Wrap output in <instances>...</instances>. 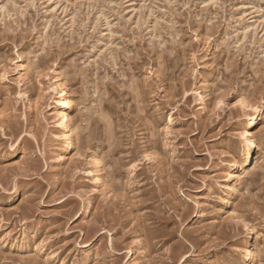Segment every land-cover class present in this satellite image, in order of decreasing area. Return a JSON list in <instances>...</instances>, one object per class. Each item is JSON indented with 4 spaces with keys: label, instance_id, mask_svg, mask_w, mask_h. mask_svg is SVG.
I'll return each instance as SVG.
<instances>
[{
    "label": "rangeland",
    "instance_id": "obj_1",
    "mask_svg": "<svg viewBox=\"0 0 264 264\" xmlns=\"http://www.w3.org/2000/svg\"><path fill=\"white\" fill-rule=\"evenodd\" d=\"M0 264H264V0H0Z\"/></svg>",
    "mask_w": 264,
    "mask_h": 264
},
{
    "label": "bare ground",
    "instance_id": "obj_2",
    "mask_svg": "<svg viewBox=\"0 0 264 264\" xmlns=\"http://www.w3.org/2000/svg\"><path fill=\"white\" fill-rule=\"evenodd\" d=\"M55 81H58L59 86L61 87L60 92L56 96V106L59 110L58 111V119H57V128L59 130L60 135L62 136V139L64 140V142L62 141L63 144L60 145L58 148L57 154L60 155V154L70 152V150H72V148L74 147L73 141H74V135L75 134H74L73 126L70 122L71 115H72V104L69 100V92H68L67 86L64 84L63 81H61L59 79L58 75L56 76ZM255 126H256V119L251 118V120L247 123V127H246V129H244V132L240 138V142L242 143V147H243L242 152L245 154H249V157L246 161V164L243 167V171L245 174H249L251 172V168L254 164L253 145H252V141L250 140V138L253 137L252 132H253ZM59 157H61V156H59ZM93 161H94V163H93L92 170H90L89 172L87 171V173H88L90 179L92 178V181H93L94 186L96 188L100 184V182L102 181L103 172H104L103 167L104 166H103L102 161H100L98 159L97 160L93 159ZM93 161L91 159V162H93ZM232 167L234 170H237V168H238L237 164H235V163H233ZM237 179H238V173L237 172L231 173L228 176L227 184L225 185V189L228 191V194L230 196H234V195L238 194V186H237L238 181H237ZM87 216L88 217L91 216V211H90L89 206L87 209L86 217ZM248 247H249V244L247 243V244H245L244 248L241 250V253L244 256L243 259H245L246 261L248 260V254H249Z\"/></svg>",
    "mask_w": 264,
    "mask_h": 264
}]
</instances>
